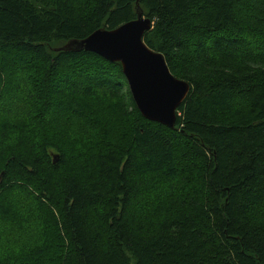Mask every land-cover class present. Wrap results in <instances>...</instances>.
<instances>
[{"label":"trees","instance_id":"obj_1","mask_svg":"<svg viewBox=\"0 0 264 264\" xmlns=\"http://www.w3.org/2000/svg\"><path fill=\"white\" fill-rule=\"evenodd\" d=\"M138 8L191 84L174 127L56 49ZM1 98L0 264H264V0H0Z\"/></svg>","mask_w":264,"mask_h":264},{"label":"water","instance_id":"obj_2","mask_svg":"<svg viewBox=\"0 0 264 264\" xmlns=\"http://www.w3.org/2000/svg\"><path fill=\"white\" fill-rule=\"evenodd\" d=\"M143 13L138 8L136 19L114 29L99 28L85 38L70 39L56 49L93 51L111 62H120L142 115L174 127L177 109L188 96L191 84L175 76L163 53L144 41L152 22ZM57 157L54 156V161Z\"/></svg>","mask_w":264,"mask_h":264},{"label":"rangeland","instance_id":"obj_3","mask_svg":"<svg viewBox=\"0 0 264 264\" xmlns=\"http://www.w3.org/2000/svg\"><path fill=\"white\" fill-rule=\"evenodd\" d=\"M8 100V99H7ZM5 101H6V98H1L0 99V108H5V106H6V104H5ZM16 108V107H15ZM2 112V114H4L5 112H3V111H1ZM19 115H20V112L18 113ZM14 115H16V114H14ZM14 115H12V117L14 116ZM20 117V116H19ZM28 222H29V228H31V227H35V225H36V223H34V222H32V220L31 219H28ZM6 224L3 222V221H1L0 222V234L1 235H6V233H8V231H7V229H6ZM29 232H26V233H22V231H20V232H18V234H19V237L20 238H22V239H28L29 240V238H32L35 234H34V231H35V229H30V230H28ZM20 233H22L21 235H20ZM1 237H3V236H1ZM15 237H18V236H16L15 235Z\"/></svg>","mask_w":264,"mask_h":264}]
</instances>
